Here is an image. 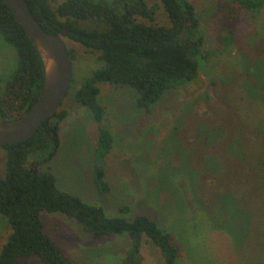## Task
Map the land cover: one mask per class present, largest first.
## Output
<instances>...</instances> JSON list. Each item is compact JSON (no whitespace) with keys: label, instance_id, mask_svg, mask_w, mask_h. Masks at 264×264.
Instances as JSON below:
<instances>
[{"label":"rangeland","instance_id":"1","mask_svg":"<svg viewBox=\"0 0 264 264\" xmlns=\"http://www.w3.org/2000/svg\"><path fill=\"white\" fill-rule=\"evenodd\" d=\"M190 1L210 58L200 60L193 80L165 91L149 111L136 105L130 86L99 82L104 114L97 122L74 93L102 62L97 52L65 39L75 52L73 80L61 103L67 115L59 147L41 169L54 174L60 189L102 206L109 216L149 214L173 234L180 264H264V6L249 13L238 10L234 0ZM159 7L156 23L170 25ZM17 60L0 33V89ZM99 126L113 135L102 163L106 193L93 180ZM5 160L0 147V175ZM120 206L129 211L121 213ZM40 217L43 231L74 263L121 264L126 235L96 238L60 212L42 211ZM9 232L0 214V247ZM140 251L141 264H165L149 240ZM18 264L44 263L29 255Z\"/></svg>","mask_w":264,"mask_h":264},{"label":"trees","instance_id":"2","mask_svg":"<svg viewBox=\"0 0 264 264\" xmlns=\"http://www.w3.org/2000/svg\"><path fill=\"white\" fill-rule=\"evenodd\" d=\"M25 1L46 32L97 52L102 66L84 79L74 99L89 108L99 123L104 114L98 100L99 82L130 86L136 105L149 111L165 91L193 80L200 60L208 62L211 55L203 48L201 21L190 0H159V5H148L146 0H64L54 6L52 0ZM234 1L238 10L249 13L264 6V0ZM161 5L170 25L156 23ZM0 33L15 48L18 59L10 80L0 89V120H11L22 116L35 102L43 86L44 67L36 47L2 0ZM230 40L231 36L224 39L225 43ZM68 52L72 63L74 49L68 47ZM66 115L67 110L60 106L28 139L0 145L6 158L5 172L0 175V214L10 227L0 247V264H18L21 257L29 255L37 256L44 264H82L74 263L43 231L42 211L72 217L96 238L126 235L129 245L121 264L142 263L143 240L158 247L165 264H180V249L173 234L149 214L109 216L102 206L60 189L54 174L41 169L59 147L60 124ZM112 146V133L99 126L93 180L105 193L110 187L102 163ZM119 210L127 213L129 207L120 206Z\"/></svg>","mask_w":264,"mask_h":264},{"label":"water","instance_id":"3","mask_svg":"<svg viewBox=\"0 0 264 264\" xmlns=\"http://www.w3.org/2000/svg\"><path fill=\"white\" fill-rule=\"evenodd\" d=\"M2 1L39 52L44 67V82L35 102L26 113L15 119L0 120V145L31 137L41 123L59 109L72 77V63L64 38L46 32L25 0Z\"/></svg>","mask_w":264,"mask_h":264}]
</instances>
